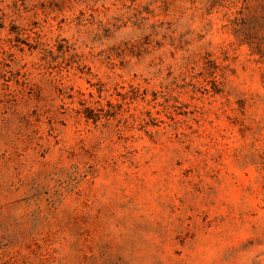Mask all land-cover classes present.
Returning <instances> with one entry per match:
<instances>
[{
	"label": "rangeland",
	"instance_id": "1",
	"mask_svg": "<svg viewBox=\"0 0 264 264\" xmlns=\"http://www.w3.org/2000/svg\"><path fill=\"white\" fill-rule=\"evenodd\" d=\"M0 264H264V0H0Z\"/></svg>",
	"mask_w": 264,
	"mask_h": 264
}]
</instances>
